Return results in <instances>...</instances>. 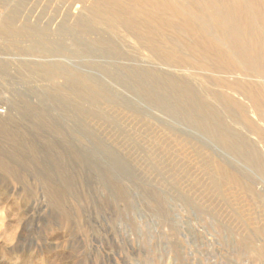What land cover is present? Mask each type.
<instances>
[{"label":"rangeland","instance_id":"1","mask_svg":"<svg viewBox=\"0 0 264 264\" xmlns=\"http://www.w3.org/2000/svg\"><path fill=\"white\" fill-rule=\"evenodd\" d=\"M135 1L0 0V264H264V0Z\"/></svg>","mask_w":264,"mask_h":264},{"label":"bare ground","instance_id":"2","mask_svg":"<svg viewBox=\"0 0 264 264\" xmlns=\"http://www.w3.org/2000/svg\"><path fill=\"white\" fill-rule=\"evenodd\" d=\"M178 1L180 0H161L160 2L157 1V0H136L135 1V5H137L138 7L142 6V4H145L147 2L149 3H152L153 5L155 6H160L162 9H166V11L168 12V17H170V19H175V18H178V10L181 11L180 15L183 16V18L186 19V22L185 24L182 26V30L183 31H191L190 27H189V24H188V21L187 19H190L194 17V13H193V9H190L191 7H187L184 3H178ZM183 2H187V0H183ZM247 2V1H246ZM171 3L172 5H174V7H177L176 9L174 7L171 6ZM251 3V2H250ZM255 3V2H254ZM252 4V3H251ZM254 5V4H253ZM121 7V6H120ZM119 7V8H120ZM159 7V8H160ZM261 9V8H260ZM183 10H186V14H188V16L184 17V13L182 12ZM252 15H253V11H249ZM256 14V13H255ZM196 15V14H195ZM205 18V17H204ZM256 20V18H254ZM259 27V26H258ZM173 28V27H172ZM260 29V28H259ZM261 33V32H260ZM157 34V33H156ZM163 36V35H162ZM258 37V36H257ZM264 46V45H263ZM207 47V46H206ZM205 47V48H206ZM201 47L200 46H192V50L194 52H198L197 50H199ZM202 49V48H201ZM207 49H210V48H207ZM206 52V50H204ZM202 51V52H204ZM216 52V51H215ZM209 53V52H208ZM207 53V54H208ZM212 54V53H211ZM221 56V55H220ZM217 60V59H216ZM2 131L3 132H6V129H3L2 128ZM1 165V164H0Z\"/></svg>","mask_w":264,"mask_h":264},{"label":"built area","instance_id":"3","mask_svg":"<svg viewBox=\"0 0 264 264\" xmlns=\"http://www.w3.org/2000/svg\"><path fill=\"white\" fill-rule=\"evenodd\" d=\"M3 112V110L0 109V114Z\"/></svg>","mask_w":264,"mask_h":264}]
</instances>
